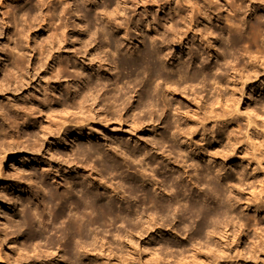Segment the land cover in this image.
<instances>
[{
	"label": "rangeland",
	"instance_id": "rangeland-1",
	"mask_svg": "<svg viewBox=\"0 0 264 264\" xmlns=\"http://www.w3.org/2000/svg\"><path fill=\"white\" fill-rule=\"evenodd\" d=\"M45 1L49 8L57 3ZM71 2L76 3L68 15L69 35L77 42L74 35L83 32L78 23L85 19L74 13L78 7L90 19L92 44L76 55L79 46L53 55L61 54L74 67L82 61L91 67L93 75L87 74L84 84L93 88L89 96L96 100L82 112H53L46 103V92L57 93V84L52 64L37 50L36 41L39 45L47 37L45 28L36 26L39 3L33 0L26 15L23 5H17L6 24L0 15V217L7 226L3 238L12 264H264V27L255 33L258 44L249 33L255 19L247 16L230 22L196 19L194 29L183 23L174 34L166 27L153 28L155 16L165 24L172 10L151 9L149 31L140 37L147 17L141 6L127 13L125 21L119 0H92L97 9ZM189 2L170 5L185 13ZM103 12L112 15L105 19ZM208 26L215 30L212 41L207 39L213 57L203 58L198 49L206 45L200 35ZM238 28L243 40L220 50L217 37L234 38ZM144 43L159 59L160 77L131 73L125 65L143 52ZM168 52L174 54L172 60L161 56ZM206 62L214 68L204 70ZM171 67L186 75L179 77ZM73 72L70 79L80 82L82 77ZM61 82L67 94L69 83ZM65 94L57 100L68 107ZM114 95L121 100L115 103ZM16 117L27 120L19 131L13 129ZM60 128L67 129L69 139L58 140ZM76 130L91 138H80ZM66 181L74 186H63ZM80 184L118 216L115 223L107 218L92 227L89 253L80 250L77 257L75 242L68 249L69 240L59 233L74 214L72 207L55 221L53 212L64 203L51 199L67 188L75 198L84 195Z\"/></svg>",
	"mask_w": 264,
	"mask_h": 264
},
{
	"label": "bare ground",
	"instance_id": "bare-ground-1",
	"mask_svg": "<svg viewBox=\"0 0 264 264\" xmlns=\"http://www.w3.org/2000/svg\"><path fill=\"white\" fill-rule=\"evenodd\" d=\"M55 1L57 2L56 6L49 8V6H48L49 3H46L45 0H36V2L39 3L38 8L40 9V19H41L40 22L43 23L40 25V22H39V23H37L36 26H38L39 28H42V29L45 28L46 36H47L46 40L45 41L43 40V42H41L39 45H38V41H40V40L36 41L37 50L39 52V55L45 56L46 60L49 62V64H47L46 62H44L43 64H47V65H50V63L52 64L50 74H51L52 81H53V79H55V82L57 84V89H56L57 93H54V91L51 92L50 94H49V92L48 93L46 92V95H47L46 103L48 104L50 110H52L53 112L68 113L69 110H79V112H82L83 110H85L87 108V103L90 100H92V101L96 100L95 97L93 99H90V96H89V95H91V97L93 96L92 94H90L92 92L93 88L91 89V87L89 85H87L88 86L87 87L85 85L86 83L84 84V82L86 81L85 80L86 75L90 74V73L93 75L92 69H91V67L89 68L83 61L77 63V65L74 67L72 64H70L69 61L65 62V60H63V59L61 60V58H60L61 54H59V56H57V57H54L53 53L55 51H58V52L60 51L59 53H61V51H63V50L69 52L72 49L79 46V48L76 49V52L74 53V55H76V54H79L80 51L83 50V48H85L88 45H91L92 43L89 44L90 42H92V40L90 39L91 36L89 34V26H88V22L90 19H87L88 16L85 14H81V11L78 9V7H75L74 13L76 14V16L81 17V19H85V20L84 21L81 20V22L78 23V28L79 29L82 28L83 32L77 33L74 35L77 38V42H74L71 39L69 32H68L69 31V19H70L68 17V15L71 13V8L74 7L76 2H71V0H55ZM100 1L101 0H96V4H98V2H100ZM177 1L178 0H163L162 3H159L160 0H119V6L122 10V15H123L122 18H124V20L125 19L127 20V17H126L127 13L136 11L139 6H141L142 10H144V15L147 17L145 18L146 23H144V24L140 23V24H142V28L144 29V31L142 33H140V37H142L143 35H145L149 31L148 26L150 24H148V22H147L149 10L151 11V9H153V10H157V12H163V10L171 9L172 12L167 14L164 18V20L166 19L165 20L166 23L164 22L165 24L159 23L158 19H160V18L155 16L154 20H153L154 27L153 26L152 27L158 28L161 30L164 29V27H166V32H167V30L170 31V29H171V30H173V33L175 34V32L178 31V28L183 23L190 25L192 27V29H194V26L197 25L196 22L198 21L196 19H210V20L211 19H219V20L225 19L224 21L230 22V19H247L246 18V16H247L250 19H255L254 26H252V25L250 26L249 33L252 35L251 36L252 42L254 44H258L259 35L255 34V33L257 30L260 31V29L262 27H264V25H263L264 21H262V19H264L263 18L264 17L263 16V11H264L263 0H209L210 2H208L207 0H190L189 4L187 6V9L184 11L185 13L180 12V11L176 10L175 8H174V10L171 8L172 6L170 4H175V3H177ZM78 2H81L82 5L84 6V8L97 9V7L94 4H92V0H78ZM31 4H33V0H0V9L2 11V14H0V15L2 17L1 20L3 21V22L2 21L1 22L6 24V22L9 21L8 19H10V14L13 12V9L17 8V5H23V8L21 10L24 12L25 15L30 14L31 10H32ZM119 6L117 7V9L119 8ZM215 10H217L216 13H215ZM107 13L108 12H103V14H106V18L104 17L105 19L108 18V15L111 12H109L108 15H107ZM240 13H242V14H240ZM113 14H115L117 19H119L120 14L118 15V11H115ZM111 15H112V13H111ZM115 16H114V19H115ZM14 20L16 21V19H14ZM108 21H109V19L107 20V22ZM150 23H151V21H150ZM187 25H185V27ZM185 27H184V29H185ZM25 28L27 29L26 30L27 32H30V28H28V25L25 26ZM188 28H189V26L186 27V29H188ZM158 29H155L154 32L157 31ZM197 29H199V28H197ZM238 29H239V31L237 32V35L234 36V38L233 37L232 38L231 37H226V38H224V37L218 38L217 37V40H219L221 42V46L219 48L220 50L225 49L224 48L225 44H230L232 46L233 44H236V42H241L243 40V36H244L243 32L244 31L241 28H238ZM138 31L141 32L140 29H138ZM182 31H184V30H182ZM192 31L190 33H192ZM205 31H206L205 33L204 32H202V33H204V35L206 34V37L203 34L200 35L201 31L199 32V35H200L201 42L205 43L206 46H205V48L201 47L202 49L199 48L198 53H200L203 56V58H204V55H206V54L207 55L209 54V56L213 57V53H211V50H209L208 48L210 46H212V45H209V40H210L209 38L214 37L213 35H215V32H214L215 30L213 29V27H209V28H206ZM23 32H25V31H23ZM178 32H181V31H178ZM195 32H196V29H195ZM190 33H188V34H190ZM125 34L128 35V33H125ZM172 34H171V37H174V34H173V36H172ZM216 34H217V31H216ZM165 35L166 34H164L163 36H165ZM177 35H179L181 37L180 33L179 34L177 33ZM218 35H219V33H218ZM166 36L169 37L168 34ZM179 36H177V37H179ZM193 36L196 37L197 35L194 34ZM180 37H179V40H180ZM185 38H186V36H185ZM89 39L91 40L90 42H88ZM156 39H157V37H156ZM166 39H168V38H166ZM207 39H209V40H207ZM153 40H155V39H153ZM165 40H162V42L166 43V42H164ZM171 40H175V39L172 38ZM263 40H264V38H263ZM128 41L131 42L129 40V38H128ZM210 41H212V40H210ZM167 43H168V41H167ZM144 44H145L144 45V47H145L146 43H144ZM215 46L216 45H214V47ZM163 47H164L165 51H169V46L167 44H164ZM14 48L17 49V46H15ZM212 49H214V48H212ZM219 49H217V50H219ZM164 50H163V52H165ZM169 52L164 53L163 55L161 54V56H164L163 58H165V59L167 58V60L168 59L172 60L173 59L172 57L174 56V54H171V56H170ZM225 55H226L225 53H224V55L222 54V58H220L219 60L220 61L225 60V58H226ZM214 57H216V56H214ZM104 60H105V58H104ZM157 60H159V59H157V57L153 54L151 49H149V47L147 48V46H146L145 49L143 50V52L140 53L138 57H136L135 59H132V61L130 60L129 62H127L126 64L124 63V64L127 66V69L131 70V73H135V72H139V71H148V74L153 79L154 77H160L163 74L161 67H160L161 64ZM179 61H181V60H179ZM39 63H41V61H39ZM177 64H179V63H177ZM213 68L214 67H212L211 64H208L206 62V65H204L203 69L208 70V69H213ZM71 70H74L73 74L77 73L82 77V80L81 81L79 80L80 82L77 83L74 78L70 79V77L72 76ZM172 70H173V68H172ZM101 72H102V69H101ZM175 74L179 75V77L183 78L186 75V72H184L182 69H178V70H175ZM20 76L23 77V74H21ZM63 79H66L67 82L69 83L67 86V92H66L69 95L68 97L70 99V106H68V107H64L62 105L61 100H59L60 98L57 100V98H58L57 96L60 93L65 94L63 91V83L61 82V80H63ZM108 80L112 81L111 78H108ZM108 80H107V82H109ZM219 83H220V81H219ZM65 84H66V82H65ZM70 84L75 88V90L73 89L74 92L71 91V89L73 87L71 88ZM60 89H62V90L58 94V90H60ZM65 89H66V86H65ZM67 94H65V95H67ZM113 97H114L115 103L119 102L122 98L121 96H120L121 97L120 98L116 95H114ZM47 104H46V106H47ZM123 108H125V107H123ZM119 110H121V109H119ZM115 111H117V110H115ZM111 112H110V114H111ZM117 112L120 113V116H118V117H121V111H117ZM112 113L114 114V111ZM105 114H107V113H105ZM108 117H109V115L105 116L103 121L109 120ZM118 117H116V118H118ZM112 119H114V118H112ZM12 123L14 124L13 129H18V131H19L21 126H25L27 124V120L20 118V117H16V118H14ZM133 123L137 124L138 122L136 121ZM76 131H79L82 133L81 135L79 133H77V134H79L80 138H83V137L85 139L91 138V133H89V132L87 133V131H83V132H82V130H76ZM57 133H58V135H60V136H58L59 137L58 140L61 141L62 136H64V139H67V138L69 139L68 136L70 134L66 128H63V131H62V128H60L57 131ZM11 135L12 134H10V136ZM71 137H72V135H71ZM10 138H11L10 139L11 141L16 140L15 136L13 137V135ZM18 138H20V137H17V139ZM64 139H62V141ZM18 140H20V139H18ZM74 143L76 146L77 145L76 141ZM78 146H76L77 149H78ZM119 149L123 150V148H119ZM93 150H94V147H93ZM81 151H82V149H81ZM82 152H85V150ZM147 165H150V164L148 163ZM2 175L3 174L1 173V169H0V181L2 180V178H1ZM62 185L63 186L70 185L71 188L74 186V184L69 182V181H66L64 184L62 183ZM78 187H80L82 193L84 194V190H85V189H83L84 187H82L81 184ZM64 192L65 193L63 194V196H60V197L53 196L51 199V202L61 201V203H64V206L59 207L57 210H55L53 212V218L55 221H59L60 219H63L66 216V210L68 208L72 207V210L70 213H74V214L72 216L71 215L67 216L65 226L63 227L62 230L59 231V233H61L62 236L67 237V239L69 240V242L67 244L68 249H73L72 244H73V241L75 242L74 243L75 246H74V244H73V246L75 247L74 249H77V251H78L77 257H79V256H82V255H79L80 250H82L84 253H89L86 251L87 247L89 246L88 236H87L89 230L94 226H101L102 222L105 221V219H107V218H111L113 220V222L115 223V218H117L118 215L114 217V214L112 212V208L110 206H104L99 197L87 194L86 190H85V194L82 196H79L78 198L73 197L72 192L69 191L68 188ZM29 203L31 204V202H29ZM24 206H26V203ZM30 213H31V211H30ZM22 214H23V212H22ZM38 214H39V212H37L36 217L38 216ZM30 217H32V216H29L28 218H30ZM26 218L27 217L25 216L23 219L27 220ZM6 229H7L6 223L4 221H2V219L0 217V264H12V254L10 252V249L5 247L7 241L5 238H3V234H4L3 231ZM1 253H2V255H1ZM76 259H78V258H76ZM79 261L80 260H78V262ZM71 263H73V262H71ZM78 264H80V263H78Z\"/></svg>",
	"mask_w": 264,
	"mask_h": 264
}]
</instances>
